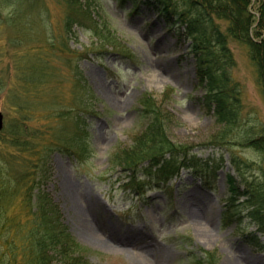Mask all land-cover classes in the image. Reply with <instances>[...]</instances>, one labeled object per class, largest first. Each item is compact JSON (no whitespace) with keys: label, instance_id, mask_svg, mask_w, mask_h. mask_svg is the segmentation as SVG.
I'll return each instance as SVG.
<instances>
[{"label":"rangeland","instance_id":"1","mask_svg":"<svg viewBox=\"0 0 264 264\" xmlns=\"http://www.w3.org/2000/svg\"><path fill=\"white\" fill-rule=\"evenodd\" d=\"M20 3L0 0V112L6 124L21 118L14 104L26 100L35 116L27 125L32 131L48 128L46 141H51L40 146L43 154L45 144L52 149L49 165L53 174L47 190L64 225L85 248L78 252V260L86 258L89 264H194L211 254L209 264H264V233L249 216L245 184L241 173L233 169L230 155L247 162L242 168L249 180L264 172V156L236 145L218 149L210 143L220 139L223 125L204 101L206 90L192 38L183 34L184 26L177 24L180 32L174 36L150 11L133 14L116 0H73L69 5L67 0H28V7ZM70 5L83 8L84 26L66 29ZM102 27L107 28L108 37L99 39L96 33ZM229 47L235 59L231 76L243 89L244 124L264 129V97L255 66L245 46L229 39ZM29 65L32 68L26 69ZM76 66L84 81L77 94L84 90L95 115L86 117L84 137L68 140L59 133L61 129L71 136L76 130V120L67 119L75 104ZM42 69L45 78L38 85H22L24 77L37 76ZM146 96L170 117L169 134L174 142L195 147L205 160L219 161L222 156L221 168L183 170L167 184L140 177L148 182L144 195L123 193L127 176L114 166L112 157L131 147L145 131L148 121L139 110ZM60 111L61 118H55ZM3 134L0 150L6 147ZM58 147L70 151L62 153ZM63 181L75 188L73 197L91 191L105 206L111 216L96 211L97 223L116 233L139 234L141 244L128 249L135 258L83 239L74 229L76 221L63 195ZM191 190L199 199L198 215L186 223L180 206L189 201ZM223 213L226 223L220 222ZM196 223L211 232L214 242L190 230Z\"/></svg>","mask_w":264,"mask_h":264},{"label":"trees","instance_id":"2","mask_svg":"<svg viewBox=\"0 0 264 264\" xmlns=\"http://www.w3.org/2000/svg\"><path fill=\"white\" fill-rule=\"evenodd\" d=\"M67 1L68 5L74 4L73 0ZM116 1L121 7L128 6L133 14L150 11L173 31L174 36H179L177 24L184 26L183 34L192 38L191 48L206 90L204 101L213 110L217 122L223 125L220 139L210 143L218 149L236 145L264 156V129L244 124L243 89L231 76L235 59L229 47V39H232L248 50L264 97V0ZM27 2L21 0L19 6L28 7ZM65 19V27L70 30L74 26H84L87 18L81 6L72 9L70 5ZM95 26L89 28L93 30ZM106 31L107 28L102 27L96 35L104 39L105 35L108 37ZM42 71L37 76L24 77L22 85H38L45 78ZM75 71V104L71 105L67 119L76 120V130L70 136L59 127V134L68 140L84 137L86 117L95 115L86 103L89 96L84 90L79 91V96L77 94L79 84L84 81L78 66ZM141 102L139 114L148 121L145 131L131 147L115 152V160L112 157L114 166L127 176L123 192L144 195L148 182L140 177L166 184L182 170L201 172L221 167L222 156L219 161L205 160L198 156L195 147L174 142L169 134L170 117L161 113L160 107L148 96ZM28 105L26 100L15 102L13 109L21 118L9 119L1 137L6 147L0 150L3 164L0 166V264H89L86 258L78 260L77 254L84 247L76 243L64 225L60 210L47 190L48 179L53 174L49 165L52 149L48 143L51 140L46 141L48 128L32 131L27 125L29 119L35 117ZM61 115L62 111L57 112L55 118H61ZM44 141L48 145L45 144L47 151L43 154L40 146ZM57 149L62 153L70 151L66 147ZM230 163L236 173H241L245 184L243 192L245 203L250 206L249 216L258 231L264 233V172L257 176L258 179L250 176L252 180H249L242 168L247 162L231 153ZM226 219L223 213L222 221L226 223ZM206 257V260L196 259L194 264H209L212 256Z\"/></svg>","mask_w":264,"mask_h":264},{"label":"bare ground","instance_id":"3","mask_svg":"<svg viewBox=\"0 0 264 264\" xmlns=\"http://www.w3.org/2000/svg\"><path fill=\"white\" fill-rule=\"evenodd\" d=\"M61 187L66 202L71 204L69 209L73 211V218L76 221L74 223V229L76 228L80 231L79 233H81L83 239L89 242L91 241L96 245L104 246L107 249L123 250L125 253H129L128 256L130 258H135V255L129 252V247H135L141 244L142 239L139 238V234H129L127 232L124 234L116 233L110 226L97 223L94 219V217H97L95 214L96 211L111 216L99 199L94 197L91 191H84V195L73 197L75 188L72 184L65 181L61 183ZM193 193V190H191L190 196L187 198L189 201H184L180 206V209L184 212L182 217L186 223L198 215L196 208L199 205V199ZM190 228L204 241L209 243L214 242V236L208 229L202 227L201 224H192ZM74 229L72 228V230Z\"/></svg>","mask_w":264,"mask_h":264},{"label":"water","instance_id":"4","mask_svg":"<svg viewBox=\"0 0 264 264\" xmlns=\"http://www.w3.org/2000/svg\"><path fill=\"white\" fill-rule=\"evenodd\" d=\"M2 128H3V116L0 113V131L2 130Z\"/></svg>","mask_w":264,"mask_h":264}]
</instances>
